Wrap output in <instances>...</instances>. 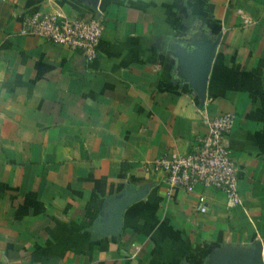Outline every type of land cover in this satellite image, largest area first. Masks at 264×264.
<instances>
[{
    "label": "crops",
    "instance_id": "obj_1",
    "mask_svg": "<svg viewBox=\"0 0 264 264\" xmlns=\"http://www.w3.org/2000/svg\"><path fill=\"white\" fill-rule=\"evenodd\" d=\"M56 10L102 14L97 57L23 31ZM225 111L235 207L151 166ZM258 244L264 256V0H0V264H223Z\"/></svg>",
    "mask_w": 264,
    "mask_h": 264
},
{
    "label": "built area",
    "instance_id": "obj_2",
    "mask_svg": "<svg viewBox=\"0 0 264 264\" xmlns=\"http://www.w3.org/2000/svg\"><path fill=\"white\" fill-rule=\"evenodd\" d=\"M104 29L102 14L71 17L60 10L32 12L23 26L27 34L81 50L88 58L97 57ZM235 121L236 113L232 111L207 118V133L197 138L190 151H173L155 158L151 162L153 170L163 174L171 190L196 192L199 186L217 188L226 194L229 207L239 206L242 203L239 166L228 144ZM198 197V209L207 211L206 196L198 192Z\"/></svg>",
    "mask_w": 264,
    "mask_h": 264
},
{
    "label": "water",
    "instance_id": "obj_3",
    "mask_svg": "<svg viewBox=\"0 0 264 264\" xmlns=\"http://www.w3.org/2000/svg\"><path fill=\"white\" fill-rule=\"evenodd\" d=\"M220 37L221 36H219L213 43L206 46L207 58L205 59L204 65L202 66L195 83L196 87L199 89L200 96L203 99L206 95L208 77L215 56V49ZM141 194L142 191L137 194H131L119 202L115 212V220H117V223H122L125 208ZM223 264H264L263 246L262 244H258V246H256L251 252L228 253Z\"/></svg>",
    "mask_w": 264,
    "mask_h": 264
}]
</instances>
